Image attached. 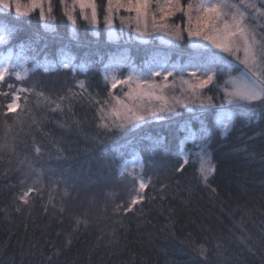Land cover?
<instances>
[{"label":"trees","instance_id":"obj_1","mask_svg":"<svg viewBox=\"0 0 264 264\" xmlns=\"http://www.w3.org/2000/svg\"><path fill=\"white\" fill-rule=\"evenodd\" d=\"M96 2V32L78 12L73 28L60 0H51L56 34L45 32L38 11L16 17L11 9L16 19L0 17V24L15 28L10 42L0 45V56L9 48L21 52L24 45L28 62L14 67L16 72L23 75L37 60L58 59L64 45L75 63L89 68L75 74L29 71L30 85L23 80L16 87L36 94L23 93L26 100L20 97L14 112H6L11 99L6 86L16 83L14 77L0 82V264H264V100L229 104L223 92L226 75L218 73L202 95L233 113L225 133L215 108L203 122L179 107L181 115L149 121L130 133L104 128L109 122L100 120L96 102L111 92L99 61L118 45L107 38L105 0ZM175 19L184 18L178 14ZM119 47L129 48L137 63L149 53L136 43ZM179 51H190L187 37ZM79 81H85L84 90ZM53 101L61 103V110L53 111ZM20 115L24 121L17 122ZM185 123L197 135L186 147L191 153L183 151L186 164L179 155ZM198 145L215 167L207 182L200 173ZM34 155L57 160L51 162L54 175L44 172L49 181H37L19 165L18 158ZM135 155L147 185L143 192L139 180L120 173ZM28 187L40 191L32 192L24 205L18 197ZM137 194L143 200L126 211Z\"/></svg>","mask_w":264,"mask_h":264},{"label":"snow or ice","instance_id":"obj_2","mask_svg":"<svg viewBox=\"0 0 264 264\" xmlns=\"http://www.w3.org/2000/svg\"><path fill=\"white\" fill-rule=\"evenodd\" d=\"M64 6L63 14L73 26L77 25L76 10L79 9V18L91 24L94 28L99 27L100 9L96 0H72L69 5L65 0H60ZM12 0H0V17L30 16L33 11H38L39 19L44 22L45 32L56 34L52 26L53 7L51 0H30V5L22 9L19 0H15L16 17H11ZM8 10V11H4ZM120 12L134 14L132 18L120 17L121 25L132 27L135 21L136 35L127 36L123 29L114 27V19ZM186 19V26L169 23L177 15ZM103 23L107 30V38L110 42L118 45L117 51L100 57L103 80L109 85L113 94L110 98L98 100L97 109L100 120H111V124L104 122L106 129L116 128L120 132H133L149 121H163L181 115L176 108H184L191 114V119L203 120L212 115L210 109L215 108V119L222 130L227 131L230 127L233 113L224 109L223 105L213 104L211 96L202 95L203 90L213 84L217 72H229L234 62L243 65L238 78L229 76L225 81L224 99L229 104L246 101L249 104L264 100V0H105L103 6ZM259 29V31H258ZM15 33L7 23L0 24V45L10 42ZM159 35H155V34ZM75 31L72 36L75 37ZM151 36V40L149 37ZM187 37L189 52L179 51V42ZM124 44L137 42L139 45H149L159 41L160 45L166 46L170 51L164 52L158 49L152 50L146 55L143 63L137 65L133 62L127 47L120 48V42ZM31 47V45H29ZM67 45L61 47L59 58L46 60L44 63L36 61L35 67L27 69L23 75L16 72L10 63L12 49H8V55L3 57L0 63V82H5L11 74L17 81L27 78L29 71L42 68L45 73L63 69L66 73H87L88 64L75 63L76 57L67 51ZM21 53L18 55L21 66L27 64V59L22 55L24 45H20ZM216 49L217 51H213ZM171 51H176L178 56L186 57L181 62L177 59L171 61ZM221 53L233 57L227 58ZM242 53V55H241ZM128 68L126 74H121L123 67ZM187 74V79L185 78ZM179 76L181 95H168L166 89H174L176 77ZM159 77L157 81L155 78ZM172 77L171 83L169 78ZM123 86L125 99L114 94V90ZM230 86V88H229ZM81 90L86 88L85 81H79ZM12 93V102L6 105L7 112H13L18 107L17 101L20 94L33 90L8 84ZM4 94V93H0ZM42 95V94H40ZM59 99L63 100L64 97ZM114 101V103H113ZM53 111L61 110V103H56ZM195 105V107H192ZM188 135L185 142L195 134L187 123L184 125ZM183 143V142H182ZM179 155L186 164L188 162L183 150ZM200 162V173L205 182L208 176L215 171L214 165L207 158V153L201 145V152L197 153ZM182 171L183 168H178ZM131 175V173H129ZM143 180L139 183L140 192L146 188ZM39 193V189L26 188L18 197L19 201L27 205L29 195L32 192ZM143 197L139 194L133 196L126 207V211L140 203ZM20 209L17 208V211ZM64 209H61L63 212ZM204 251V250H202Z\"/></svg>","mask_w":264,"mask_h":264},{"label":"rangeland","instance_id":"obj_3","mask_svg":"<svg viewBox=\"0 0 264 264\" xmlns=\"http://www.w3.org/2000/svg\"><path fill=\"white\" fill-rule=\"evenodd\" d=\"M12 2H13V6H12V9H13V12L15 13V0H12ZM19 2H20V4L22 5V9L24 8V7H27V6H29L30 5V0H26L25 2H24V0H19ZM65 2L67 3V4H71L72 3V0H65ZM194 2H195V0H194ZM47 10V0H45V11ZM4 11H7V10H4ZM34 12V11H33ZM32 12V13H33ZM76 12H78L79 13V9L77 8V10H76ZM15 15H16V13H15ZM133 15L134 14H130V13H126V12H120L119 14H117L116 16H115V19H114V27L116 28V29H123V32L127 35V36H135L136 35V32H135V21H134V19L132 20V27H129V26H127V25H121V23H120V17L121 16H123V17H128V18H132L133 17ZM21 17H23V16H21ZM175 22L176 24H179V25H181L182 27L183 26H186V23H187V21H186V19L184 18L182 21H177L176 19H175V17L171 20V21H169V23H172V22ZM43 22V21H42ZM88 23V22H87ZM43 24H44V22H43ZM89 24V23H88ZM89 26L91 27V29L94 31V32H96L97 30H98V28H94L91 24H89ZM258 31H259V29H258ZM155 35H159L158 33L157 34H155ZM149 39L151 40V36L149 37ZM120 43H122V44H124V42L123 41H121ZM131 43H136V45H138V46H140V49H142V50H148L149 51V53L152 51V50H156V49H158V50H160V51H164V52H169L170 50L166 47V46H164V45H160V43H159V41H154L153 43H151V44H149V45H139L137 42H130V43H128V44H125V45H129V44H131ZM181 43H182V41L181 42H179V46L181 45ZM188 44H189V41H188ZM149 48V49H148ZM189 48V47H188ZM128 50H129V48H128ZM213 51H217L216 49H213ZM21 52H16V53H14V52H12V59H11V61H10V63L13 65V67H22L21 66V64H20V61H19V59H18V55L20 54ZM129 54L131 55V53H130V50H129ZM177 53L175 52V51H171V61L172 62H175L177 59H180L181 60V62H183V60L184 59H186V57H180V56H177L176 55ZM6 55H8V53L7 54H5L4 56H6ZM24 57H26V54L25 53H23L22 54ZM146 55H147V53H145L144 54V57H146ZM221 55H223V56H225L226 58H227V60H233V57L232 56H229L228 54H226V53H221ZM241 55H242V53H241ZM4 56H0V63H3V57ZM131 57H132V60H133V62L134 63H136L137 65H140V64H142L143 63V61H142V63H137L136 61H135V59L133 58V56L131 55ZM13 59H16L15 61H17V63H15V62H13L12 60ZM241 71H243V65H241V64H239L238 62H234L233 63V67H232V69L229 71V72H227V73H223V74H225L226 75V80H228V78H229V76H231V77H233V78H238L239 76H240V73H241ZM120 72H121V74H126L127 72H128V68L125 66V67H123L121 70H120ZM21 73V72H20ZM218 73H222V72H217V74H216V76L218 75ZM22 74V73H21ZM10 76L11 77H14V76H12L11 74H10ZM185 78L187 79V74L185 73ZM157 81H159L160 80V78L159 77H156L155 78ZM14 81L16 82V83H9V84H12V85H15L16 86V84H18V83H20L21 81H17V80H15L14 79ZM25 83H26V85L27 86H29L30 85V81H28V78H26L25 80ZM171 81H172V77H170L169 78V82L171 83ZM103 82L109 87V85L103 80ZM6 88H8V84H7V86H6ZM19 88V87H18ZM122 88H123V86H121V87H118L116 90H114V94H116V95H120L121 96V98L122 99H125V97H124V92L126 91V89H123L122 90ZM229 88H230V86H229ZM2 87H0V91H2ZM109 89H110V87H109ZM4 90V89H3ZM110 92H111V95L113 94V92H112V90L110 89ZM166 92H167V94L168 95H177V96H179V95H181V86H180V83H179V76L177 75V77H176V86H175V88L174 89H172V88H169V89H166ZM11 95V99H10V101L9 102H12V93H10ZM35 94L36 93H32V92H29V94H28V96L29 97H34L35 96ZM23 95V93L22 94H20V97ZM21 99H23V97H21ZM24 101L26 100V99H23ZM239 102H243V101H239ZM244 102H246V101H244ZM17 103L19 104V101H17ZM28 103H30V102H28ZM113 103H114V101H113ZM8 104V103H7ZM6 104V105H7ZM192 107H195V105H192ZM19 108V107H18ZM17 108V109H18ZM25 108H26V105H25ZM16 109V110H17ZM27 110H28V108H26ZM179 109V107H177L176 108V111ZM23 110V109H22ZM6 112H7V110H6ZM14 112V111H13ZM24 112V111H23ZM21 116L22 115H20V117L18 118V117H15V120L17 121V122H19V119H21V120H23L24 118H21ZM24 121V120H23ZM108 122H109V124H111V120H108ZM219 125V124H218ZM188 126L191 128V131H192V133H194L195 134V132H194V130L192 129L193 127H192V125L191 124H188ZM220 126V125H219ZM230 126H231V124H230ZM221 128V127H220ZM230 128V127H229ZM222 129V128H221ZM183 131H184V137H183V139H182V142L183 143H181V149L187 154V155H189L190 153H191V151H192V149H186V147H187V145H188V143H192L195 139H196V134L191 138V139H188L186 142H185V138H186V136L188 135V132L186 131V129H185V127H183ZM222 132L223 133H225L226 131H224V130H222ZM12 142H14L15 143V140H13L12 139V141H11V143ZM198 152L200 153L201 152V145H198ZM19 153H22V152H19ZM23 154V153H22ZM207 158H208V160H209V157H208V155H207ZM19 159V161H18V163H19V165L21 166V167H23V170H24V173L26 174V175H29V176H33V177H35L36 179H37V181H42V180H47V181H49V179H47L46 178V176H49V174L48 173H46V174H44V172H46L47 170H49V171H51V172H53V175L57 172V169L56 168H53V166L51 165V162H52V160L53 161H57L56 159H49V158H45V157H39V159H37L36 158V156L34 155V156H24V158H23V156L22 157H20V158H18ZM198 159H199V157H198ZM200 163V162H199ZM56 164V163H55ZM57 165V164H56ZM120 173H121V175H124V176H129V177H132V178H135V179H137V180H139V182L138 183H140V181L141 180H143L142 179V177H141V174H142V162H141V159L139 158V156H137V155H135L134 157H132L131 159H129L128 161H126L125 163H124V165H123V167L121 168V170H120ZM129 173H131V175H129ZM67 176L68 177H70L71 175L67 172ZM66 182V181H65ZM128 182L131 184V182L128 180ZM82 197V196H81ZM89 197V196H88ZM84 198V197H83ZM85 198H87V197H85ZM90 209V208H89ZM89 209H85V210H82V211H87V210H89Z\"/></svg>","mask_w":264,"mask_h":264}]
</instances>
